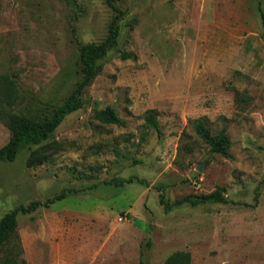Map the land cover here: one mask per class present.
<instances>
[{
	"label": "rangeland",
	"instance_id": "obj_1",
	"mask_svg": "<svg viewBox=\"0 0 264 264\" xmlns=\"http://www.w3.org/2000/svg\"><path fill=\"white\" fill-rule=\"evenodd\" d=\"M258 6L264 0H0V74L17 81L15 112L40 120L77 88L80 48L105 40L118 17L81 106L42 142L59 147L37 167L27 160L39 145L0 160V218L74 190L18 214L28 264H166L179 250L190 264H264ZM107 106L123 125L96 118ZM195 121L226 130L228 156L210 152ZM9 138L0 120V146ZM215 191L227 202L177 203Z\"/></svg>",
	"mask_w": 264,
	"mask_h": 264
},
{
	"label": "trees",
	"instance_id": "obj_2",
	"mask_svg": "<svg viewBox=\"0 0 264 264\" xmlns=\"http://www.w3.org/2000/svg\"><path fill=\"white\" fill-rule=\"evenodd\" d=\"M262 23V36L264 39V11L258 6ZM119 15L121 12L115 7ZM115 17L109 26V34L105 40L98 44H87L80 48L79 59L81 63V80L77 88L72 92L66 102L56 109L50 118L40 120L29 116L26 113H17L14 107L18 105L21 99L17 81L8 73L0 74V120L4 122L10 131L9 141L0 146V160L12 161L20 147L24 144L39 145L33 150L28 157L27 164L30 167H37L49 159L51 152L59 147V142L42 145V142L47 140L54 130L62 122L65 115L73 112L81 106L78 100L83 89L91 82L100 70L97 65V60L104 56L107 50L114 46L118 37V30L115 26ZM124 57H129V54H123ZM95 116L98 120L104 123L123 125L124 121L118 116L116 110L107 106L103 109H96ZM153 124H156L154 119H151ZM194 129L198 136L209 146L210 152L219 153L223 156L229 155L230 140L225 129L219 130L217 133H212L203 121H195ZM97 149L100 145L95 146ZM47 149L51 151L48 152ZM115 185H123V183H132L133 178L128 179H113ZM74 190L63 191L44 202L33 201L27 206L20 205L0 218V264H28L23 256L24 249L22 246L20 235L17 231L19 213L27 214L35 211L40 206L49 207L56 200H61L66 197L67 193ZM160 203L164 206L165 211L169 210L163 196H160ZM189 202L195 206L206 202H223L227 199L218 191L200 197H186L178 204ZM191 254L187 250H179L172 253L166 259V264H190Z\"/></svg>",
	"mask_w": 264,
	"mask_h": 264
}]
</instances>
